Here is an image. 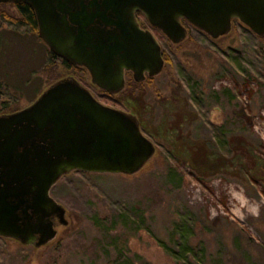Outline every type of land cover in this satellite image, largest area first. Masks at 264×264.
Masks as SVG:
<instances>
[{
    "label": "rangeland",
    "instance_id": "obj_1",
    "mask_svg": "<svg viewBox=\"0 0 264 264\" xmlns=\"http://www.w3.org/2000/svg\"><path fill=\"white\" fill-rule=\"evenodd\" d=\"M0 10L18 16L11 3L0 4ZM0 32L1 97L9 102L4 111L9 113L70 72L59 59L45 67V46L24 26L0 18ZM157 37L169 62L142 90L110 97L86 72L74 75L100 103L134 115L155 146L152 157L162 152L184 175L180 188L161 192L160 203L146 213L121 252L128 264H264V60L257 53L264 49V36L234 21L217 39L191 26L178 45ZM246 71L254 79L248 80ZM224 87L235 97L229 106L211 96ZM231 116L242 120L244 129L229 136L226 154L211 125ZM69 174L50 190L65 208L67 224H58L55 238L40 247L0 237V264H124L111 239L117 231L90 217L88 204L94 199L86 202L81 194L87 184L97 208H112L122 197L120 182L108 176L100 184L78 171ZM220 176L232 181L216 179ZM225 196L232 198L229 206ZM176 222L192 227L187 241L192 249L183 256L168 250L175 248L171 229Z\"/></svg>",
    "mask_w": 264,
    "mask_h": 264
},
{
    "label": "water",
    "instance_id": "obj_2",
    "mask_svg": "<svg viewBox=\"0 0 264 264\" xmlns=\"http://www.w3.org/2000/svg\"><path fill=\"white\" fill-rule=\"evenodd\" d=\"M32 9L37 35L58 58L84 67L108 93L124 71L141 81L163 66L159 43L136 21L141 14L172 42L186 37L185 20L211 39L239 21L264 34V0H0ZM104 26V27H102ZM108 27V28H107ZM155 152L134 115L104 105L73 78L46 87L29 105L0 114V237L40 247L53 240L52 216L66 210L51 195L73 171L132 175Z\"/></svg>",
    "mask_w": 264,
    "mask_h": 264
},
{
    "label": "trees",
    "instance_id": "obj_3",
    "mask_svg": "<svg viewBox=\"0 0 264 264\" xmlns=\"http://www.w3.org/2000/svg\"><path fill=\"white\" fill-rule=\"evenodd\" d=\"M12 5L15 7L18 16L15 17L5 10H0L1 20L8 24L24 26L29 33L35 34L38 41L44 45L37 35V25L34 13L29 5L25 3H16ZM45 50H47L48 54L45 67L53 64L56 59L60 60V58L50 52L46 46ZM257 53L260 56V59L263 61L264 49H257ZM165 60L166 62H169L167 57ZM60 63L66 69L70 67L68 62L62 59L60 60ZM246 75L248 80L254 79V76L247 71ZM152 80L153 79H147L141 83L130 84L127 86L126 90H131L132 93L142 90L145 86H148ZM1 88L2 84L0 82V114H4V111L7 112V110H9V102L7 100H2ZM211 96L214 99L223 102L224 105L227 106L231 105L235 98L232 91L227 87L222 88L220 91H214L211 93ZM211 127L214 132L217 145L219 146L220 150L224 148V153L226 154L230 153V149L228 148L229 136L244 129L243 121L240 119H235L233 116L227 117L221 124L211 125ZM154 166L158 167V170H156ZM78 173L88 176L93 182L95 181V183L99 182L102 184L104 180L108 178V176H114L118 182H120V185L122 186V197L112 208H107L105 205H102L101 208H97V202L95 201L96 194L92 191L86 192L87 184L82 185L83 192L81 194L85 198L86 202L89 198H91V200L94 199V201H90L88 204L90 208V210H88L90 217L98 222L102 221L108 223V228L106 227L105 229L117 231L115 236H112L111 239L116 245L117 250H120L117 257H122L124 264H128V262L125 260L126 258L124 254H122L121 250L125 245H127L126 241L128 236L130 234H135V232L139 229V225L144 223L146 213L151 208L160 203L161 192L163 190H166L168 186L173 189L180 188L184 181L183 173L179 172L178 169L170 161H168L165 156H163L162 152L157 154V156L152 157L142 169L132 175L86 173L81 171H78ZM69 175L70 174L68 173L67 176ZM197 179L200 181L203 180V178L200 177H197ZM216 179H222L228 182L232 181L227 176H220ZM139 192L140 196L137 197V193ZM86 197H88V199ZM230 202L232 203V198L230 196H225L223 203L229 206ZM182 224L183 223L181 222H176L173 224L171 235L176 238L175 248L177 250L171 246L168 248V250L172 252L178 251L180 255L183 256L184 251L187 252L192 249L187 243L189 237L188 234L192 232V227H185ZM118 240L122 241V247H119ZM116 261L117 259L115 262Z\"/></svg>",
    "mask_w": 264,
    "mask_h": 264
},
{
    "label": "flooded vegetation",
    "instance_id": "obj_4",
    "mask_svg": "<svg viewBox=\"0 0 264 264\" xmlns=\"http://www.w3.org/2000/svg\"><path fill=\"white\" fill-rule=\"evenodd\" d=\"M0 4H5V3H0ZM11 4H14V3H11ZM136 21H137V23H138V26L142 29V30H145V31H149L153 36H154V38L156 39V41L159 43V39H158V37H157V34L159 35V36H161V37H163L165 40H168L169 42H171L163 33H162V31L161 30H159L158 28H156L155 26H152L141 14H139V13H137L136 14ZM234 21H236V20H233L232 21V23L234 22ZM180 23L185 27V29H186V37H187V34H188V26H191V27H193V28H195V29H197V30H199L198 28H196V27H194V26H192L191 24H189L188 22H186L185 20H180ZM102 27H104V26H102ZM108 28V27H107ZM199 31H201V30H199ZM205 34V33H204ZM206 35V34H205ZM208 36V35H207ZM224 36V35H223ZM256 36V35H255ZM264 36V34L262 35V36H257V37H263ZM185 37V38H186ZM209 37V36H208ZM222 37V36H221ZM184 38V39H185ZM218 38H220V37H218ZM183 39V40H184ZM217 39V38H216ZM182 40V41H183ZM182 41H180L179 43H181ZM172 43V42H171ZM179 43H172V44H174V45H178ZM159 45H160V49H161V55H162V57H163V59H164V63H165V56H164V53H163V49H162V46H161V44L159 43ZM61 60V59H60ZM69 65H70V67H68V71L70 72L69 74H68V78H73V79H75L74 78V75H76V74H79V73H82V72H86L87 74H88V72H87V70L84 68V67H81V66H76V65H73V64H70V63H68ZM163 69V68H162ZM89 75V74H88ZM156 76V75H155ZM155 76H151V77H149L146 73H144V78L141 80V81H136V80H134L133 79V76H132V72L131 71H124V74H123V87H122V89L120 90V91H118V92H116V93H108V92H105V91H103V90H100L99 88H97L94 84V86L99 90V91H101L102 92V94H104V95H107V96H110V97H112L113 95H116V94H118V93H122V92H126V89H127V86L128 85H130V84H136V83H141V82H144V81H146L147 79H153ZM89 78H90V76H89ZM76 80V79H75ZM77 81V80H76ZM78 82V81H77ZM90 82H91V80H90ZM79 83V82H78ZM92 83V82H91ZM52 84V83H51ZM80 84V83H79ZM81 85V84H80ZM84 87V86H83ZM85 88V87H84ZM93 96V95H92ZM94 97V96H93ZM95 98V97H94ZM96 99V98H95ZM35 100V99H34ZM16 111V110H15ZM5 114V113H4ZM51 221H52V223H53V227L54 228H57V225L59 224V222H58V218L56 217V216H52V218H51ZM19 243V242H18Z\"/></svg>",
    "mask_w": 264,
    "mask_h": 264
}]
</instances>
